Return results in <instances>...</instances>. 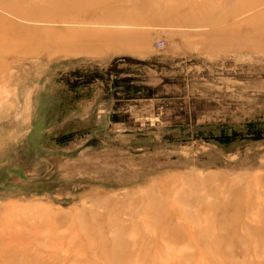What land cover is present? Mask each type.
<instances>
[{"label": "rangeland", "instance_id": "rangeland-1", "mask_svg": "<svg viewBox=\"0 0 264 264\" xmlns=\"http://www.w3.org/2000/svg\"><path fill=\"white\" fill-rule=\"evenodd\" d=\"M0 264H264V0H0Z\"/></svg>", "mask_w": 264, "mask_h": 264}, {"label": "built area", "instance_id": "built-area-1", "mask_svg": "<svg viewBox=\"0 0 264 264\" xmlns=\"http://www.w3.org/2000/svg\"><path fill=\"white\" fill-rule=\"evenodd\" d=\"M157 45H158V46H161V45H162V42H158Z\"/></svg>", "mask_w": 264, "mask_h": 264}]
</instances>
